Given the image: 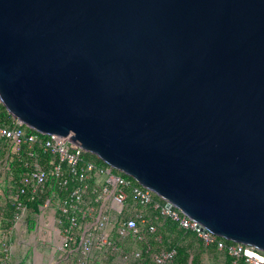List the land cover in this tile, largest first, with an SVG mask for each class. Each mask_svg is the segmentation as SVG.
I'll use <instances>...</instances> for the list:
<instances>
[{
	"label": "water",
	"instance_id": "1",
	"mask_svg": "<svg viewBox=\"0 0 264 264\" xmlns=\"http://www.w3.org/2000/svg\"><path fill=\"white\" fill-rule=\"evenodd\" d=\"M0 103L264 251V0H0Z\"/></svg>",
	"mask_w": 264,
	"mask_h": 264
},
{
	"label": "built area",
	"instance_id": "2",
	"mask_svg": "<svg viewBox=\"0 0 264 264\" xmlns=\"http://www.w3.org/2000/svg\"><path fill=\"white\" fill-rule=\"evenodd\" d=\"M0 147L11 148L23 165L10 200L14 221L32 204L56 212L64 255L54 264H91L99 252L105 258L119 255L123 263L140 264L142 250L134 247L127 252L122 244L146 242L145 236L156 233L161 217L194 232L204 245H215L228 257V264H264V251L207 231L132 177L100 164L67 136L33 130L7 110L0 116ZM155 240L161 243L160 236ZM146 251L152 264H172L178 255L177 246L152 251L148 244ZM2 252L0 264H8L9 248L3 245Z\"/></svg>",
	"mask_w": 264,
	"mask_h": 264
},
{
	"label": "rangeland",
	"instance_id": "3",
	"mask_svg": "<svg viewBox=\"0 0 264 264\" xmlns=\"http://www.w3.org/2000/svg\"><path fill=\"white\" fill-rule=\"evenodd\" d=\"M12 149L0 147V254L3 245L9 248L8 264H53L63 257L60 250L61 237L56 223L54 209L37 205L35 209L24 212L18 221L8 226L5 218L8 204L13 194L14 165ZM163 245L167 246L177 236V231L164 229ZM183 264H225V256L217 250L201 244L193 235L185 236L183 241ZM122 247L130 252L136 244L126 240ZM71 257L68 258L70 260ZM91 264H134L121 262L119 255L105 258L102 252L95 253Z\"/></svg>",
	"mask_w": 264,
	"mask_h": 264
},
{
	"label": "trees",
	"instance_id": "4",
	"mask_svg": "<svg viewBox=\"0 0 264 264\" xmlns=\"http://www.w3.org/2000/svg\"><path fill=\"white\" fill-rule=\"evenodd\" d=\"M2 114H6V109L4 108V106L0 103V116ZM12 157V164L14 165V178H13V190H14V186H15V181L17 180L18 178V175L19 173L23 170V165L22 163L20 162V160L18 159V157L14 154L11 155ZM92 157L94 159H96L100 164H105L103 161H101L98 157H96L95 155H92ZM8 212H6V216L5 218L8 219V226H10L13 222H14V208L13 206L11 205L10 201H9V204H8ZM37 206V204H32L30 206V208L28 210H32V209H35V207ZM166 228V230L168 229L169 232H172V231H177V236L174 238V240L171 241V243L167 246H164L163 245V242H164V229ZM188 235H193L201 244L204 245V243L198 239L196 237V235L194 234V232L192 231H186L185 229L183 228H180L178 226V224L174 221H172L171 219L169 218H160L159 219V224L157 225V231L154 235H146V242H138V243H135L136 244V247L137 248H140L142 250V255H141V259H140V264H152V260H151V257H150V253L146 251L147 249V245L149 244L151 246V249L152 251H155L157 247L159 246H163V247H172V246H177L178 247V255L176 256L175 260L173 261L172 264H177L178 262L180 263H184V260H182L183 258L181 257V254L184 253V246H183V241H184V238L185 236H188ZM156 236H160L161 237V243L159 244L156 240H155V237ZM205 247L209 248V249H214V250H217L219 251L215 245H204ZM221 252V251H220ZM222 253V252H221ZM224 255V253H222ZM225 256V255H224ZM226 263L225 264H228V257H226ZM3 259V252H1L0 254V262L1 260Z\"/></svg>",
	"mask_w": 264,
	"mask_h": 264
},
{
	"label": "crops",
	"instance_id": "5",
	"mask_svg": "<svg viewBox=\"0 0 264 264\" xmlns=\"http://www.w3.org/2000/svg\"><path fill=\"white\" fill-rule=\"evenodd\" d=\"M60 260H61V259H58V260H57V261H55L54 263H56V262H60ZM54 263H53V264H54ZM59 264H60V263H59Z\"/></svg>",
	"mask_w": 264,
	"mask_h": 264
}]
</instances>
